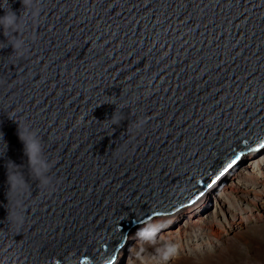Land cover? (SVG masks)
<instances>
[{
    "label": "water",
    "instance_id": "obj_1",
    "mask_svg": "<svg viewBox=\"0 0 264 264\" xmlns=\"http://www.w3.org/2000/svg\"><path fill=\"white\" fill-rule=\"evenodd\" d=\"M8 9L25 51L0 31V264H113L131 227L264 149V0H0ZM18 124L41 141L47 186Z\"/></svg>",
    "mask_w": 264,
    "mask_h": 264
},
{
    "label": "rangeland",
    "instance_id": "obj_2",
    "mask_svg": "<svg viewBox=\"0 0 264 264\" xmlns=\"http://www.w3.org/2000/svg\"><path fill=\"white\" fill-rule=\"evenodd\" d=\"M244 164L209 201L171 217L170 227H161L169 220L137 227L123 264H264V154ZM153 226L160 229L155 243L140 240L141 228ZM169 246L175 252L164 259Z\"/></svg>",
    "mask_w": 264,
    "mask_h": 264
},
{
    "label": "clouds",
    "instance_id": "obj_3",
    "mask_svg": "<svg viewBox=\"0 0 264 264\" xmlns=\"http://www.w3.org/2000/svg\"><path fill=\"white\" fill-rule=\"evenodd\" d=\"M21 3L23 9L30 11L33 7V0H21ZM20 19L21 17H18L10 9L5 11L4 15L0 16V31H2L3 36L7 40L6 47L10 45L13 49L12 55L15 56H22L25 51V41L16 35V33L22 30ZM10 34L12 35V39L8 40L7 38ZM109 121L111 122V125H118L120 123L121 117L116 113V110ZM141 124L142 122L138 123L137 127H139ZM17 135L23 144L24 155L27 157V163L32 170V174L40 183L47 186L50 183V180L47 176L50 165L46 160L42 159L43 149L40 139L30 128H21L19 124ZM11 164L16 166L13 163ZM7 183L9 184V189L19 190L24 186L25 182L23 178L19 177L16 173L9 174L7 171ZM7 218H9V222L11 224L17 227H21L23 225V216L19 212L13 213L12 211H9ZM159 231L160 229L155 226L144 227L141 228L137 235L139 239L144 242L155 243L157 233ZM174 252L175 249L173 247H167L164 251L163 258L168 259Z\"/></svg>",
    "mask_w": 264,
    "mask_h": 264
},
{
    "label": "bare ground",
    "instance_id": "obj_4",
    "mask_svg": "<svg viewBox=\"0 0 264 264\" xmlns=\"http://www.w3.org/2000/svg\"><path fill=\"white\" fill-rule=\"evenodd\" d=\"M259 152V151H258ZM264 154V149L263 150H261L260 151V153H252V154H249L248 156H246V157H244L238 164H241L240 165V167L241 168H237V169H235L237 166H238V164H236L230 171H228L223 177H221L217 182H215L211 187H209V189H207V191L205 192V195H203L198 201H196L195 203H193L192 205H190V206H188V207H186V208H184V207H181V208H179V209H177V210H175L174 212H172V213H170V214H167V215H160V216H155L154 218H152V219H148V220H145V221H143V222H141V223H139V224H137V225H135V226H133V227H131V229H129V231H128V233H127V235H128V237L126 238V244H125V246L123 247V249H121L120 251H118L117 252V255H116V261L113 263V264H118L119 262H120V264H123V261L125 260V257H123V256H125V254H126V252H127V249H128V246H130V244L134 241V238H133V235L135 234V231L137 230L136 228L137 227H139V226H141V225H144V226H147L149 223L150 224H153V223H156V222H160V223H164V221L165 220H169L168 222H167V224L165 223V224H162V226L161 227H166L168 224H169V222L170 221H175V220H170L171 219V217H173L174 215H176V214H178V213H181L180 215H182L184 212H185V210H187V209H189L190 207H193V206H195L194 208L196 209V207H200L201 206V204L203 203H205V202H207V201H209L210 199H206L208 196H214L215 194H214V189H216L218 186H219V184L220 183H223L225 180H226V178L228 177V175L231 173V175L230 176H232L233 175V173H235L236 171L238 172L239 170H243V166L245 165L244 163L247 161V160H249V159H251V158H260L262 155ZM229 176V177H230ZM228 177V178H229ZM214 190V191H213ZM206 195H207V197H206ZM215 199V197H213L212 198V200H214ZM214 202H217V199L214 201ZM203 206V205H202ZM194 208L193 209H191V210H189V211H194ZM180 215H178V216H180ZM177 216V215H176ZM163 221V222H162ZM172 223V222H171ZM170 225V224H169ZM168 225V226H169ZM142 227V226H141ZM170 227V226H169ZM140 228V227H139ZM138 228V229H139ZM135 229V230H134ZM179 229V228H178ZM134 230V231H133ZM163 230H164V228H163ZM177 233V231L176 232H173V236L175 235ZM164 236H167V235H164ZM163 236V237H164ZM169 237H170V235H169ZM163 240L165 239V238H162ZM170 240V238L169 239H167V241H169ZM126 249V250H125Z\"/></svg>",
    "mask_w": 264,
    "mask_h": 264
},
{
    "label": "snow or ice",
    "instance_id": "obj_5",
    "mask_svg": "<svg viewBox=\"0 0 264 264\" xmlns=\"http://www.w3.org/2000/svg\"><path fill=\"white\" fill-rule=\"evenodd\" d=\"M260 147H264V145H261ZM239 159H240L239 156L236 157V159L233 160L232 163L229 164L228 167L225 169V172L228 171L231 167H233L235 165V163L237 162V160H239ZM221 175H223V173H221ZM217 179H219V177H217ZM213 183H215V181H213ZM208 186L211 187V184H209ZM157 215H161V213H158V212L154 213L152 216H149L148 219L150 220V219L154 218V216H157Z\"/></svg>",
    "mask_w": 264,
    "mask_h": 264
}]
</instances>
